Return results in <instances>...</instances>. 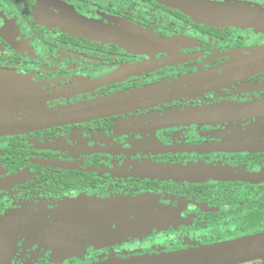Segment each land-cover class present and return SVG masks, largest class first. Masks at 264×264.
I'll return each instance as SVG.
<instances>
[{
	"label": "flooded vegetation",
	"instance_id": "af4514ba",
	"mask_svg": "<svg viewBox=\"0 0 264 264\" xmlns=\"http://www.w3.org/2000/svg\"><path fill=\"white\" fill-rule=\"evenodd\" d=\"M77 22L148 44L91 39ZM0 75V264L264 234V34L159 0H0Z\"/></svg>",
	"mask_w": 264,
	"mask_h": 264
},
{
	"label": "water",
	"instance_id": "95a60500",
	"mask_svg": "<svg viewBox=\"0 0 264 264\" xmlns=\"http://www.w3.org/2000/svg\"><path fill=\"white\" fill-rule=\"evenodd\" d=\"M159 1L182 10L199 21L212 24H230L235 23L236 21H240L242 23L250 22V24L252 23L254 27L256 26L257 28H260L261 31H264V7L262 6L260 8H254L252 12L245 13L243 15H230L228 12H223L224 7L226 6L223 3L202 1L192 2L190 0ZM63 24L64 22H60V25ZM238 25L239 26L237 28L242 29H250V27H252L240 24ZM67 27L71 29L69 26ZM75 27L76 30L91 39L124 44L135 48L146 47L148 44L144 39H142V37L136 35V33L134 34L132 31H115L105 27H97L87 22H77V24L72 27V30H74ZM4 100L5 99H0V106L7 105V101ZM256 258H264V234L234 242L204 247L197 250L162 254L152 257H132L123 260H111L95 264H232L239 262L243 263Z\"/></svg>",
	"mask_w": 264,
	"mask_h": 264
},
{
	"label": "rangeland",
	"instance_id": "374dc122",
	"mask_svg": "<svg viewBox=\"0 0 264 264\" xmlns=\"http://www.w3.org/2000/svg\"><path fill=\"white\" fill-rule=\"evenodd\" d=\"M217 3V2H216ZM224 5H226L223 9V12H228L230 15H243L245 13H249L252 12V10L255 8H260L261 6L257 3H255L254 1H249V0H224L223 2ZM246 25V26H252L250 27V29H252L253 31L260 33V34H264V31H261L260 28H256L254 27V25H252V23L250 24V22H240V21H236L235 23H217V25L220 26H233V27H238L239 25ZM264 30V29H263ZM255 135L257 136H264V129H258L257 131L253 132Z\"/></svg>",
	"mask_w": 264,
	"mask_h": 264
}]
</instances>
